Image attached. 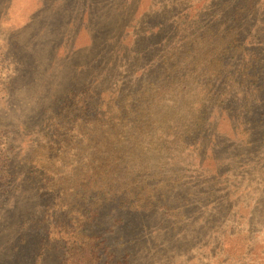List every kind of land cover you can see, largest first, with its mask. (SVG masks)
<instances>
[{"label": "rangeland", "instance_id": "obj_1", "mask_svg": "<svg viewBox=\"0 0 264 264\" xmlns=\"http://www.w3.org/2000/svg\"><path fill=\"white\" fill-rule=\"evenodd\" d=\"M223 29L237 34L226 58L219 49V36L225 32H217ZM209 49L217 60L224 55L215 64L221 66L214 69L215 75L201 69L212 56H206V62L198 60L203 67L195 64L197 55ZM179 67L193 72L184 87L192 88L195 97L200 91L197 100L211 93L213 105L204 107L209 104L205 98L201 116H195L204 122L213 118L214 124H187V115L171 112V106L158 119L166 127L159 135L162 139L155 137L152 125V132H146L150 134L115 137L107 149L123 155L125 163L141 159L153 175L191 171V187L173 190L175 183L170 182L166 195L157 197L168 201L165 216L177 214L170 219L174 224L185 216L189 238L152 229L153 220L162 219L152 209L155 214L142 222L143 239L134 234L126 238L130 229L119 231L126 224L117 225L116 236L124 237L125 243L118 260L120 264H264V0H0V264H37L38 257L42 264H66L61 252L56 255L43 246L48 226L42 221L52 212L49 195L52 203L60 200L53 210L57 215L90 210L91 189L71 188L76 185L71 171L75 161L70 171L61 163V173L48 180L39 163L35 167L28 161L33 152L41 154L40 146L52 138L45 136L48 123L43 114L55 96L77 82L90 84L93 78L101 89L103 84L137 83L128 76L134 71L152 74L153 81L164 68ZM160 82L166 84V78ZM183 96L173 98L181 102ZM219 101L227 111L218 110ZM177 130L201 136L176 139ZM96 134L100 147L103 129ZM151 135V152L139 157L142 148L150 151ZM57 139L56 135L54 145ZM93 142L94 135H77L59 153L90 150ZM98 155L104 163V153ZM197 179L206 183L196 187ZM82 183L87 184L84 179ZM188 191L199 198L194 205L186 199ZM207 199L211 201L206 205ZM191 216L200 218L187 226ZM123 220L128 223L129 217ZM86 224L87 219L81 229Z\"/></svg>", "mask_w": 264, "mask_h": 264}, {"label": "trees", "instance_id": "obj_2", "mask_svg": "<svg viewBox=\"0 0 264 264\" xmlns=\"http://www.w3.org/2000/svg\"><path fill=\"white\" fill-rule=\"evenodd\" d=\"M217 32H225V36L228 33V39L226 40L223 34L219 36V39H222L219 49L225 52L226 58L230 49L237 43V34H233L228 29L217 30ZM208 37L212 36L209 34ZM207 39L211 40L212 38ZM206 56H212L211 60L206 62ZM223 57L224 55H221V59ZM221 59L217 60L209 49L203 54L197 55L195 64L203 67L198 60L206 62L205 68H201L203 69V73L208 71L207 73L215 75L214 69L221 68V66L218 67L215 64L221 62ZM232 59L230 57V60ZM181 65L183 64L181 63ZM208 65L212 68H206ZM248 65V63H244V66ZM229 68H236V64ZM164 69L162 71L165 72V76L164 72H162L153 81L152 74L150 76H143L142 72L134 71L135 73L131 72L128 76L131 82L135 79L137 83L121 82L113 84V86L109 83L107 85L103 84L101 89H98V86L94 84L97 78H93L90 84L77 82L73 84L74 86L65 88L61 96L59 94L55 96L53 103L44 112L43 120L46 116L45 120L48 123L44 128L45 136H47V139L51 136L52 138L49 144H47L49 145L48 148H46L47 145H43L44 148L40 146L42 153L38 155L33 152L28 161L34 164L33 166L35 167L38 166V163L39 166L43 167L46 180L55 178L58 176V173H61L63 166L61 163H64V167H66L65 171H70L69 166L72 165V161H75L76 163L71 171L76 185L75 187H71L72 191L78 187L81 189L86 187L87 189H91V192L87 193L89 200H91L90 204L87 201L90 209L87 213L82 211L78 214L66 213L65 215H57L54 211L60 200L52 203L51 196L49 195L50 203L47 205L51 207L52 212L48 214L47 221L41 220L43 224L48 226L46 230L44 229L43 241L45 240V243L43 246L56 252V255L61 252L60 258L61 260H65L66 264H109L108 261H110V264L112 262L120 264L118 257L120 258V255L124 252L122 248H124L123 244L125 243H122L124 237L120 235L116 236L117 230H119L117 225L126 224H123L119 231L125 227L130 229V231L126 232V238L134 234L137 238H140L141 235L143 239L144 235H142V232L145 230H143L142 222L144 219L152 217L155 214L152 213V209L156 213L158 212L157 214L162 218L160 221L158 219L153 220L154 225L152 229L166 231V235L168 236L178 234L177 237L183 238L185 236V239L189 238L188 232L184 230L186 226L185 216L181 218L180 224L176 218L174 224L173 220L170 219L172 215L177 214L171 215V212H168L165 216L164 211L168 209V201L158 199L157 197L160 194L166 195L165 191L170 188V182L175 183L172 185L173 190H177V188L183 186L191 187L190 184L193 179L188 181L192 177L191 171L179 174L156 173L153 175L151 174L152 169L148 166L149 164L140 162L141 159H129L125 163L126 159L123 155H119L115 149H112L113 152L107 149L115 137L132 136L138 133L150 134L146 132H152V125L156 129L154 132L155 137L162 139L163 135L161 137L159 135L163 133L166 127L158 119L162 113L164 114L169 111V107L171 106V112L175 113L176 111L179 114H185L183 118L187 115V119L185 120L189 124L188 122L190 121H201L195 115L199 114L201 116V109L203 105H206L205 98L206 103L209 104L204 107L207 108L213 105L212 100L208 98L211 97L210 92L204 94L205 98L201 96V99L197 100L198 92L200 91L196 92L195 97L192 88L184 87V82L189 83L193 72H183L180 67ZM167 70H170V72L166 73ZM165 78L166 84L161 83L160 80ZM184 90L187 91L183 92ZM195 90L198 89L195 88ZM183 93L185 96H183L181 102L174 100L173 97H181ZM170 99H172V104H170ZM215 103L216 105L219 104L218 110L220 108L222 112L227 111L228 107L226 106L227 109H225L223 101ZM214 120L211 118L205 122H201L212 125L214 124ZM32 129H30V133ZM101 129H103L105 138L102 140L101 146L98 147L99 140L96 138L97 141H95V137L98 136L96 133H99ZM192 131L187 135V133L184 134L177 130V137L175 138L182 139L187 135L189 139L193 140L201 136L193 135ZM56 135L58 139L54 145L53 138ZM77 135H82L84 138L94 135L93 145L91 144V149L93 150L91 151V149L88 150L89 148H87L74 152L59 153V151L69 148L68 144L72 143ZM128 139L132 140L133 138L129 137ZM152 141L151 135V139L147 142V148L149 147L150 151L142 148L139 151H143V153L138 152L139 157H147L149 155L152 150ZM50 148L52 150H49ZM38 151L40 150L38 149ZM101 151L104 153V163H101L97 157ZM122 163L124 167L121 166ZM173 174H176V176H173ZM83 179L87 182L86 185L82 183ZM196 181L199 182V184L194 183L196 187L206 183V181L201 179H197ZM72 191L69 190V192ZM69 192L66 195L71 199ZM61 193H64L63 190ZM191 194L188 191L186 199L188 201L191 200L190 205H194L195 202H198L199 198H193ZM110 197H113V199L105 204V201ZM209 201L211 199H207L205 204H208ZM153 206L155 207L152 208ZM119 215H123V217L120 218ZM126 216L129 217L128 223L130 226H127L128 223L123 220ZM163 217H165L164 222ZM199 218L194 216L188 217L187 226L191 223L193 224ZM86 219V227L81 229ZM134 246L137 247L138 244ZM36 260L37 264H42V257L36 258L35 262Z\"/></svg>", "mask_w": 264, "mask_h": 264}]
</instances>
